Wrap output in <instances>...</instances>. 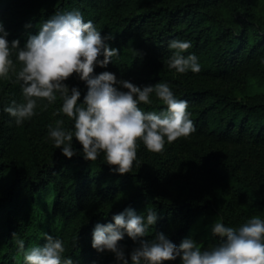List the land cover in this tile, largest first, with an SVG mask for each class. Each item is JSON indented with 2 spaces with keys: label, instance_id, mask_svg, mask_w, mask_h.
I'll list each match as a JSON object with an SVG mask.
<instances>
[{
  "label": "trees",
  "instance_id": "obj_1",
  "mask_svg": "<svg viewBox=\"0 0 264 264\" xmlns=\"http://www.w3.org/2000/svg\"><path fill=\"white\" fill-rule=\"evenodd\" d=\"M244 6L242 0H0L8 39L19 38L21 46L48 18L79 10L102 35L114 37L110 46L120 49L107 70L141 86L169 83L177 98L188 101L196 126L188 137L166 142L165 157L139 142L140 163L119 174L110 171L102 155L87 161L55 148L48 126L63 119L62 127H73L66 114L57 112L60 98L46 108L47 101L41 102L37 114L21 125L0 111V264H24L16 240L23 239L28 250L42 245L45 233L60 237L64 256L76 264H116L112 254L91 246L92 229L129 206L138 213L146 208L159 212L146 238L163 231L177 244L198 216L216 207L219 189L233 205L255 202L264 207V188L226 157L233 147L257 150L256 165L264 170V25ZM29 22L32 27L26 28ZM172 39L191 41L185 54L198 56L199 72L168 68ZM252 81L263 86L262 93H250ZM66 82L80 87L82 100L85 84L75 78ZM152 99V104L139 106L157 112L166 107L154 94ZM13 100L22 102L23 97L10 72L0 79V109ZM74 144L82 147L75 139ZM198 175L207 183L201 190ZM164 180L166 190L160 186ZM121 243L131 247L133 242L125 236Z\"/></svg>",
  "mask_w": 264,
  "mask_h": 264
},
{
  "label": "clouds",
  "instance_id": "obj_2",
  "mask_svg": "<svg viewBox=\"0 0 264 264\" xmlns=\"http://www.w3.org/2000/svg\"><path fill=\"white\" fill-rule=\"evenodd\" d=\"M31 28L29 22L25 25ZM10 33L0 21V79L14 72L23 100H13L0 111L7 112L17 125L37 114L38 105L62 100L57 112L66 114L73 122L72 129L62 127L64 120L49 125L47 136L55 148L72 158L82 155L87 161L103 156L110 171L125 174L139 164L137 148L142 142L151 152H162L165 144L196 131L188 101L179 99L169 83L137 85L117 78L107 70L120 49L110 46L111 34L102 35L92 20L85 21L79 10L58 13L43 22L37 34L30 35L21 46L19 38L8 39ZM190 40L172 39L168 48V68L177 73L199 72L198 56L186 53ZM102 57V58H101ZM17 62L19 67L17 69ZM99 66L104 71L94 69ZM75 78L86 86H70L66 81ZM163 103L159 112L145 111L139 105L153 103L152 96ZM75 141L82 146L77 149ZM146 212V215H145ZM160 218L154 208L137 212L131 206L114 214L107 223L97 222L92 229L91 246L98 253H110L116 264H264V218L254 216L238 227L228 226L223 217L213 221L211 234L218 242L202 248L192 235L177 244L163 231L146 238L150 226ZM125 236L131 247L121 243ZM23 251L24 264H76L65 257L64 241L45 233L42 245L24 250V240L17 239Z\"/></svg>",
  "mask_w": 264,
  "mask_h": 264
},
{
  "label": "rangeland",
  "instance_id": "obj_3",
  "mask_svg": "<svg viewBox=\"0 0 264 264\" xmlns=\"http://www.w3.org/2000/svg\"><path fill=\"white\" fill-rule=\"evenodd\" d=\"M242 1L245 3L244 7L250 12L253 20L264 25V0ZM249 90L250 93H262L263 86L259 85L256 81H252L250 82ZM227 152L229 154V156H226L228 161L237 167L239 173L245 174L246 178L252 180L259 189L264 188V170L262 167L256 165V161H258L257 154L261 152L257 150L254 152L251 150L241 151L238 147L230 148ZM167 154V151H162V157H165ZM204 181L205 178L202 175H198L197 182L200 190L207 186V183ZM165 183L166 180L160 184L164 190L167 188V186L165 187ZM254 216L263 217L264 207L255 202L250 204L237 202L233 205L230 202V195L219 189L217 191L216 207L207 211L206 214L198 216L185 236L192 235L202 248H207L217 241V237H213L210 231L213 221L223 217V222L226 225L238 227Z\"/></svg>",
  "mask_w": 264,
  "mask_h": 264
}]
</instances>
